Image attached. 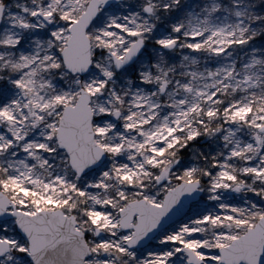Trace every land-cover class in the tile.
Here are the masks:
<instances>
[{"label": "snow or ice", "instance_id": "obj_1", "mask_svg": "<svg viewBox=\"0 0 264 264\" xmlns=\"http://www.w3.org/2000/svg\"><path fill=\"white\" fill-rule=\"evenodd\" d=\"M0 264H264V0H0Z\"/></svg>", "mask_w": 264, "mask_h": 264}]
</instances>
